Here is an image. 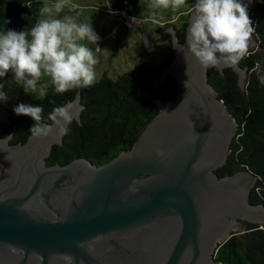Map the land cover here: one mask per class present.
Listing matches in <instances>:
<instances>
[{"label": "water", "instance_id": "95a60500", "mask_svg": "<svg viewBox=\"0 0 264 264\" xmlns=\"http://www.w3.org/2000/svg\"><path fill=\"white\" fill-rule=\"evenodd\" d=\"M0 6L3 30L30 26L28 3ZM193 14L183 42L174 28L158 32L170 35L173 58L153 84L172 76L177 92L130 150L101 165L83 157L47 165L51 147L62 145L55 128L24 143L0 139V264H219L217 248L245 232L242 221L264 226V205L249 201L256 176L215 171L238 124L187 47ZM231 69L241 89L246 68ZM70 101L83 107L79 90Z\"/></svg>", "mask_w": 264, "mask_h": 264}, {"label": "trees", "instance_id": "16d2710c", "mask_svg": "<svg viewBox=\"0 0 264 264\" xmlns=\"http://www.w3.org/2000/svg\"><path fill=\"white\" fill-rule=\"evenodd\" d=\"M28 3L33 16L29 17V30L36 22L39 8L44 0H21ZM191 5L195 0H189ZM136 0H111L110 9L120 15H133ZM253 22L254 37L260 48L264 49V0L247 7ZM4 23L3 7L0 6V30ZM187 21L176 29L179 42L185 38ZM164 37L170 40L169 34ZM173 58L171 45L165 60L148 64L137 63L132 69L119 74L115 79L102 73L90 88L70 90L57 94L48 85L49 97L35 98L30 105L43 107V122L53 107L73 100L80 91L83 111L80 122L68 125L63 135L62 145H53L45 158L47 165L66 164L74 158L83 157L93 164L101 165L115 157L119 152L130 150L146 124L173 99L177 92L174 77L154 86L153 81ZM257 64L260 69L257 70ZM247 68L248 75L243 91L237 83V76L231 68L220 73L217 68H208V81L217 91L237 121L238 128L230 144L226 163L215 171L219 177L232 174L240 169H248L256 176L249 201L264 205V85L259 82L258 71L264 74V56L257 52L240 61ZM55 100V104L49 103ZM20 104V103H19ZM33 121L27 116L11 114L7 121H0V139L11 135L10 144L24 143L31 133ZM245 232L233 234L220 244L214 258L219 264H264V227L242 221Z\"/></svg>", "mask_w": 264, "mask_h": 264}, {"label": "clouds", "instance_id": "9594fccd", "mask_svg": "<svg viewBox=\"0 0 264 264\" xmlns=\"http://www.w3.org/2000/svg\"><path fill=\"white\" fill-rule=\"evenodd\" d=\"M186 0H151V7L178 10ZM71 0H44L35 24L27 31L0 30V79L11 73L14 82L26 94L44 100L52 90L63 94L70 90L90 88L97 79L96 65L101 37L91 23L78 22L65 12L75 8ZM194 14L187 31L186 44L191 54L205 68L226 66L237 68L250 55L255 28L243 0H195ZM92 45L93 47H89ZM257 70L260 65L257 64ZM264 85V74L258 71ZM0 84V102L8 95ZM55 104V100H49ZM43 107L20 103L13 108L17 116L33 121L29 132L33 137H48L54 130L66 135L68 125L78 122L83 107L65 102L53 107L44 123Z\"/></svg>", "mask_w": 264, "mask_h": 264}, {"label": "rangeland", "instance_id": "374dc122", "mask_svg": "<svg viewBox=\"0 0 264 264\" xmlns=\"http://www.w3.org/2000/svg\"><path fill=\"white\" fill-rule=\"evenodd\" d=\"M110 1L71 0V3L76 7L65 9V12L75 15L78 22L91 23L101 37L99 41L100 50L96 53L98 58L96 81L102 73H106L110 78L115 79L119 74L132 69L137 63L155 64L165 60L171 39H166L164 34L158 32L179 28L182 23L187 21V10L190 6V1L186 0V4L178 10L154 8L150 6L151 0H136L133 5L135 9L133 14L139 20V24L131 27L126 25V15H120L110 9ZM259 1L243 0L247 6ZM252 39H256L254 35ZM254 44L262 49L259 44ZM89 47L93 46L89 45ZM250 51L256 52L252 49ZM247 75L248 70L246 68L242 78L241 91L246 86ZM43 82L47 86L50 84L48 78H44ZM0 84L3 85L2 90L8 95L6 103L0 102V121H7L9 115H14L13 108L19 103L30 105L31 101L37 98L36 94L24 93L22 86L16 84L12 79L11 73L0 79ZM3 165V162L0 161V178Z\"/></svg>", "mask_w": 264, "mask_h": 264}, {"label": "built area", "instance_id": "2783aa9c", "mask_svg": "<svg viewBox=\"0 0 264 264\" xmlns=\"http://www.w3.org/2000/svg\"><path fill=\"white\" fill-rule=\"evenodd\" d=\"M139 24V20L133 15H126V25L127 26H135Z\"/></svg>", "mask_w": 264, "mask_h": 264}, {"label": "crops", "instance_id": "0c3cea01", "mask_svg": "<svg viewBox=\"0 0 264 264\" xmlns=\"http://www.w3.org/2000/svg\"><path fill=\"white\" fill-rule=\"evenodd\" d=\"M190 9L187 10V12H189Z\"/></svg>", "mask_w": 264, "mask_h": 264}]
</instances>
